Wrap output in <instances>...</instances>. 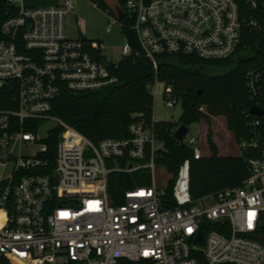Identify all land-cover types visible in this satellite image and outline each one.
I'll use <instances>...</instances> for the list:
<instances>
[{"label": "built area", "instance_id": "2783aa9c", "mask_svg": "<svg viewBox=\"0 0 264 264\" xmlns=\"http://www.w3.org/2000/svg\"><path fill=\"white\" fill-rule=\"evenodd\" d=\"M5 2L0 264H264V62L244 75L246 133L237 146L246 177L238 186L193 201L190 162L184 160L172 181L174 208H164L152 173L166 149L152 122L135 115L127 139L94 143L50 114L62 91L96 92L118 81L111 73L118 62L101 58L98 44L66 37L64 19L73 0L44 8ZM121 10L137 46L134 50L123 35L121 59L140 54L155 73L165 55L226 59L235 53L243 29L255 31L264 20V0H125ZM105 13L110 19V11ZM122 19H111L106 31L114 25L122 30ZM161 97L167 108L180 102L170 86L163 85ZM46 120L54 122L50 130L59 129L52 168L44 143L50 130L38 136ZM184 141L193 160L203 157L194 137L186 134ZM31 148L32 154L15 153ZM139 170H149L150 185L125 190L122 203L113 205L109 175ZM211 226L217 229L205 230Z\"/></svg>", "mask_w": 264, "mask_h": 264}, {"label": "trees", "instance_id": "16d2710c", "mask_svg": "<svg viewBox=\"0 0 264 264\" xmlns=\"http://www.w3.org/2000/svg\"><path fill=\"white\" fill-rule=\"evenodd\" d=\"M6 0H0V24L8 17L5 14ZM102 10L106 9L102 1ZM122 8L125 0H116ZM95 4V3H94ZM122 33L130 45L137 48L135 36L130 30V21L122 19ZM264 20L260 28L253 31L244 28L235 53L223 60L202 61L193 56L165 55L158 58L156 73L150 62L142 55L122 58L111 68L117 77L116 84L96 92L70 93L62 91L52 102L50 114L62 120L89 140L97 143L103 139H127L128 127L138 115L145 123H153L157 138L163 141L165 153L157 159L156 165L165 168L172 175L161 196L164 208H174L171 186L177 169L184 160H189V191L193 201L217 191L240 185L246 177V166L242 156L221 157L207 135L210 155L193 160L190 149L180 145L173 137L175 129L183 124L189 126L208 116L224 117L227 129L233 134L236 144L245 136L243 109L247 93L244 75L253 64L264 62ZM248 50L247 55L242 52ZM237 56V57H236ZM236 57V58H235ZM156 82L170 86L173 95L180 101L181 114L177 122L152 120V87ZM6 105L0 102V108ZM205 107V110H200ZM205 111V112H204ZM59 129L50 130L44 143L45 157L49 168L54 167V152ZM132 174L111 173L108 178V194L113 205L122 203L123 192L133 186L150 185L149 172ZM217 229L211 226L205 230ZM119 264H129L121 260ZM135 264H148L141 261Z\"/></svg>", "mask_w": 264, "mask_h": 264}, {"label": "rangeland", "instance_id": "374dc122", "mask_svg": "<svg viewBox=\"0 0 264 264\" xmlns=\"http://www.w3.org/2000/svg\"><path fill=\"white\" fill-rule=\"evenodd\" d=\"M58 1L59 0H18V4H24L28 7L44 8L53 6ZM100 1H102L106 9L110 11V19L105 11L100 8L99 2L96 3L92 0H73L72 12L67 13L64 19L65 35L70 39L84 37L87 44H98L100 47L99 56L109 63L115 64L120 61L121 48L125 44L122 30L118 25H114L109 32L106 31L108 24L111 23V19L116 18L115 14L112 12L113 8L116 6V0ZM126 18L127 17H125V20L127 21ZM248 52L249 51L246 50L242 52V55H247ZM162 90L163 84L160 82H156L152 87V115L156 120L176 122L182 111L181 104L178 102L172 108L165 107L161 97ZM203 110H205V107ZM53 125L54 122L50 120L41 122L38 129V136L44 138ZM187 127V137H194L196 139L201 146L203 157L210 155L207 144L208 133L210 134L211 141L217 148L218 154L222 156H239L238 146L234 140L233 134L225 126L224 117L217 118L208 116V118L200 119L198 123L191 124ZM183 144L189 148L186 141H184ZM32 152V148L27 150H15L16 154L23 155L32 154ZM143 172H149V170H141L139 173ZM171 178L172 175L168 173L165 168L160 166L154 168L152 181L159 194L165 192Z\"/></svg>", "mask_w": 264, "mask_h": 264}, {"label": "water", "instance_id": "95a60500", "mask_svg": "<svg viewBox=\"0 0 264 264\" xmlns=\"http://www.w3.org/2000/svg\"><path fill=\"white\" fill-rule=\"evenodd\" d=\"M112 12L115 14V16H116V18L118 20L123 18V12H122L121 8L119 7L117 1H116V6L113 8ZM80 39L81 40H85L84 37H81ZM250 111L254 115H258V116L262 115V112L257 110V109H255V108H251ZM187 133H188V127L183 125V124H181L175 129V131L173 133V137L180 145H182L183 144V138L186 136ZM200 240H201V233L199 232L197 237H196V239H195V241L199 242ZM262 241L264 243V237L262 238Z\"/></svg>", "mask_w": 264, "mask_h": 264}, {"label": "crops", "instance_id": "0c3cea01", "mask_svg": "<svg viewBox=\"0 0 264 264\" xmlns=\"http://www.w3.org/2000/svg\"><path fill=\"white\" fill-rule=\"evenodd\" d=\"M60 1V0H59ZM59 1L57 2V3H55L54 5H57L58 3H59ZM53 5V6H54ZM163 84V83H162ZM181 114V113H180ZM180 116V115H179ZM179 118V117H178ZM218 118V117H217ZM152 120L153 121H155V122H158V121H163V120H156V119H154V117H153V115H152ZM178 121V120H177ZM176 121V122H177ZM171 122V121H170ZM225 126H226V123H225ZM216 143V142H215ZM217 145V144H216ZM218 147V146H217ZM219 148V147H218ZM219 156H221V157H233V156H231V155H228V156H222V155H220V154H218ZM235 156V155H234Z\"/></svg>", "mask_w": 264, "mask_h": 264}]
</instances>
